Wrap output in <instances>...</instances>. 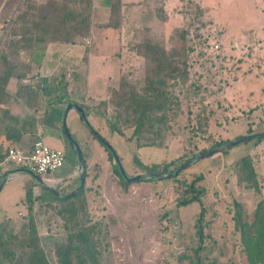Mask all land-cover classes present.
<instances>
[{"label":"rangeland","instance_id":"1","mask_svg":"<svg viewBox=\"0 0 264 264\" xmlns=\"http://www.w3.org/2000/svg\"><path fill=\"white\" fill-rule=\"evenodd\" d=\"M4 1L0 3V53L9 63L28 68L26 73L46 68L44 62L38 64L43 56L41 42L20 49L4 41L8 25L3 20L10 19L17 5L2 8ZM31 2L41 6L47 0ZM73 2L75 46L68 53L58 49L63 56L68 54L70 63L55 65L60 68L59 78L55 79L62 86L67 73L68 101L88 110L93 128L114 148L128 176L145 173L134 164V154L146 165L172 161L170 170H174L216 142L264 131V0H143L136 14L133 9L119 14L118 25L123 33L119 32L115 47L93 42L108 21L110 1ZM145 45L161 50L164 62L177 69L161 73L165 75V90L179 103L160 126L164 128V148L135 149L130 124L123 126V135H119L95 114L104 109L107 116L122 114L124 111L112 104L114 94L122 88L125 92H141L150 68L138 53H146ZM59 52L55 57L60 56ZM55 70L53 67L50 71ZM101 101H105V107L99 104ZM73 123L69 118L67 126L75 137ZM78 126L90 136L82 122ZM64 140L61 170L74 160L72 147ZM225 150L197 161L173 178L190 182L196 174L204 176L200 185L205 189L207 237L202 263L249 264L247 233L239 230L235 212L239 210L240 220L249 225L259 207L260 215H264V137ZM246 157L253 171L250 181L238 167ZM60 168L50 176L54 177ZM117 173L109 171L101 183L89 177L83 179L82 203L76 204L81 208L69 224L73 229L67 228V214H59L67 203L39 185L43 196L34 190L30 214L25 198L18 215L0 222V253H8L0 256V264H20L19 258L29 250L24 248L29 238L36 240L49 264H189L180 256L197 245L194 223L199 207L196 203L177 205L184 187L173 179L123 185ZM26 180L30 182L26 178L23 182ZM29 216L35 232L32 236L27 235Z\"/></svg>","mask_w":264,"mask_h":264},{"label":"trees","instance_id":"2","mask_svg":"<svg viewBox=\"0 0 264 264\" xmlns=\"http://www.w3.org/2000/svg\"><path fill=\"white\" fill-rule=\"evenodd\" d=\"M18 1L19 0H5L2 8L11 9ZM109 1V18L107 23L104 24V27L116 28L119 26L120 0ZM1 2L2 0H0V3ZM73 3V0H47L44 5L34 6L31 0H22L5 31L4 41L8 40V45L14 44L20 49L25 46L31 47L34 43L45 41L73 43L72 24L75 18L74 7L72 6ZM7 22V18H4L3 23L7 24ZM144 48L146 53L142 51L138 53L147 60V69L150 68L148 72H146V85L142 87L141 92H135L132 88H130L132 90L125 92L122 88L120 93L114 94L116 99H109V102L112 100L114 108L118 107L124 111L122 112L123 116L118 113L116 116H107L105 109L102 110V112L96 110L95 114L103 117L108 129L119 135H123L122 127L130 124V126L133 127L132 137L134 138L135 149L140 147L164 148L165 137L161 134L162 131L164 132V128L160 126L163 127L165 125L169 118L168 114L172 111L173 106L175 105L177 107L179 103L172 97L170 92L165 90V75L162 74L166 72V70L170 73V70L175 72L177 69L172 67L171 64L164 62L165 59L161 50H155V47L150 45H145ZM0 62L2 65L0 69V92H2L11 76L20 79L24 77L25 71H28V68L22 67L21 69L9 63L6 55L2 53H0ZM151 64L154 65L152 68ZM171 75L172 74H170L169 77H171ZM124 86L129 85L126 84ZM1 95H3V93H1ZM117 98H119L118 103ZM99 104L104 107L106 106L105 101H101ZM166 128H168V126ZM222 144L223 142H216L208 150L221 146ZM206 151L204 150L202 153ZM226 151L227 150L224 149L221 152L226 153ZM107 154L112 160L110 154L108 152ZM132 160L142 172L153 174H165L170 172V168L174 165L172 161L161 165H144L139 161L136 154L133 155ZM114 165V170L117 172L115 162ZM238 167L241 175H248L246 180L250 181L253 176V171L250 166L249 158H242ZM203 178V174L200 173L196 174L190 182H178L176 178H171L184 187L182 197L178 199L177 205L180 207L196 203L199 207L198 215L194 223L197 245L189 249V253L185 252L180 256V259H187L189 264H203L201 254L206 249L204 244L207 237L204 232V228L206 227V208L203 204L205 189L202 184L200 185ZM119 180L123 185L131 183L122 181L120 177ZM150 180L154 181L156 179ZM25 194L28 204L27 210L30 214L32 202L34 200L30 186H26ZM82 194L83 188L72 196L57 198L58 201L67 203V207L60 211L59 214L61 216L67 214V228L69 229H73V226L69 224L72 223V219L76 216L77 210L81 208V205L77 206L76 204L77 202L82 203L80 199ZM259 209L254 213V220L250 225L240 220L242 215L239 210L235 212L239 230H243L247 235L248 233L250 234V236H245V241L247 242L246 254H250L249 257L251 262L249 264H264V215H260ZM28 224L29 229L27 235L32 236L35 232L31 216H29ZM24 240L26 241L27 238L23 237V241ZM35 241L33 238H29L26 241L24 248L29 250L28 252H24L25 254L19 258L20 264H49L42 249ZM94 249L95 245H92L91 250ZM9 253L11 256L14 254L12 252ZM96 253L98 254L99 252H95V254ZM7 254L8 253L2 252L0 256L4 257Z\"/></svg>","mask_w":264,"mask_h":264},{"label":"crops","instance_id":"3","mask_svg":"<svg viewBox=\"0 0 264 264\" xmlns=\"http://www.w3.org/2000/svg\"><path fill=\"white\" fill-rule=\"evenodd\" d=\"M120 4V13H123L125 9H133V14H136L135 12L140 9L144 2L143 0H120ZM107 8L109 9V5ZM106 13H104V18ZM107 15H109V11ZM102 27L104 30L101 29V32L104 34L96 33L93 40L94 44L103 47L117 46L119 42L117 36L119 32L123 33V27ZM41 43L40 48L43 56L38 60V64L44 62L47 67L25 73L24 77L20 79L11 76L0 92V182L6 180L0 190V222L4 218H12L15 214L18 215L17 212L22 210L26 197V186L31 187L32 193L35 189H38L40 193L41 190L38 188L40 185L46 190L53 191L59 196L58 198L72 196L83 188L82 185L80 190L76 191L80 185L77 156L62 127L64 108L67 104L73 103L67 99V73L63 78L62 86L57 84L59 79H55L59 78L58 71L60 70V68H55V65L58 63L61 66H67L70 63L69 57L66 56L68 54L65 53L63 56L58 49L68 53L71 47L75 46V42L45 41ZM56 52H59L60 56L55 57ZM49 65L50 67H48ZM53 67L56 69L55 72L50 71ZM52 83L55 86L51 87ZM84 110L86 111V109ZM73 112L75 114L72 115ZM69 118H72L74 122L72 129L75 137H72L70 131L69 133L79 146L83 159L82 178L87 181L89 177V180L101 183L102 180H106L109 171L114 169V160L108 157L107 152L90 131V136H88L81 130L78 125L82 121L74 110L67 113L66 124H68ZM77 136L82 139L83 144ZM64 138L72 147L74 160L68 167L66 166L62 170L60 168L54 177L49 175L45 184L38 183L29 175L22 173L20 170L23 169L5 162V153L8 148L26 152L30 150L36 140H43L49 147L65 152L66 142ZM91 170L94 172L92 175ZM23 178L29 179L30 182L27 180L23 182Z\"/></svg>","mask_w":264,"mask_h":264},{"label":"water","instance_id":"4","mask_svg":"<svg viewBox=\"0 0 264 264\" xmlns=\"http://www.w3.org/2000/svg\"><path fill=\"white\" fill-rule=\"evenodd\" d=\"M22 0H19V2L17 3L13 14L11 15L10 19L8 20L6 25H9L14 13L17 11L20 3ZM70 110H74L79 118L81 119V121L83 122L84 126L91 132V134L95 137V139L97 140V142H99V144L110 154V156L112 157V159L114 160L115 164H116V168H117V172L118 175L120 177V179L122 181L125 182H133V181H142V180H150V179H171L173 177H176L180 174L181 171H183L185 168L193 165L194 163H196L197 161L205 158V157H209L212 155H215L217 153H220L223 149L228 148V147H232L244 142H247L249 140H253V139H258V138H262L264 137V131L261 132H255V133H251V134H247L245 136H242L240 138H237L236 140L233 141H229L226 143H223L221 146L212 148L206 152L200 153L194 157L188 158L187 160L183 161L179 166H177L176 168H174V170H171L170 172H167L165 174H153V173H143V174H137V175H133V176H128L127 173L125 172V169L121 163V160L119 158V156L117 155L116 151L114 150V148L108 143V141L103 138L92 126L88 113L80 106L73 104V103H69L65 106L64 108V112H63V116H62V127L64 130V133L66 134L67 139L69 140V142L72 144V146L75 149L76 152V156H77V161H78V175H79V180H80V185L78 187V189L76 191H79L80 188L83 185V178H82V171H83V159H82V155H81V151L79 149V146L77 145V143L72 139L70 133H69V129L68 126L66 124V116L67 113ZM22 173L29 175L31 178H33L35 181H37L38 183L41 184H45V180L36 174H32L26 170H20ZM5 179L2 180L0 182V190L3 187L4 183H5Z\"/></svg>","mask_w":264,"mask_h":264},{"label":"built area","instance_id":"5","mask_svg":"<svg viewBox=\"0 0 264 264\" xmlns=\"http://www.w3.org/2000/svg\"><path fill=\"white\" fill-rule=\"evenodd\" d=\"M5 162L16 168L26 170L32 174L46 178L60 168L64 162L61 149L49 147L43 140H36L28 151L8 148L5 153Z\"/></svg>","mask_w":264,"mask_h":264}]
</instances>
